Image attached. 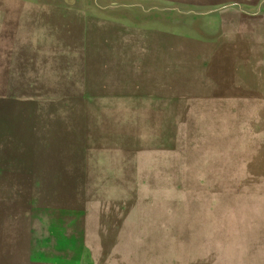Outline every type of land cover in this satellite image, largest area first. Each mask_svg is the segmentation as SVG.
Listing matches in <instances>:
<instances>
[{"label":"rangeland","instance_id":"374dc122","mask_svg":"<svg viewBox=\"0 0 264 264\" xmlns=\"http://www.w3.org/2000/svg\"><path fill=\"white\" fill-rule=\"evenodd\" d=\"M0 264H264V0H0Z\"/></svg>","mask_w":264,"mask_h":264}]
</instances>
